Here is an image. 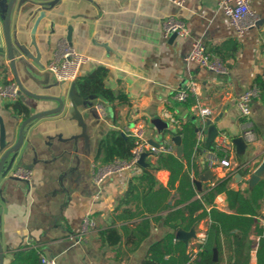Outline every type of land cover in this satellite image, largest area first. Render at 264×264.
<instances>
[{
	"label": "crops",
	"instance_id": "crops-1",
	"mask_svg": "<svg viewBox=\"0 0 264 264\" xmlns=\"http://www.w3.org/2000/svg\"><path fill=\"white\" fill-rule=\"evenodd\" d=\"M9 1L0 0V90L9 82H16L4 38ZM218 1L15 0L10 35L16 72L25 90L46 98L21 94L17 100L27 107L26 115L12 110L11 105L17 100L0 96V117L7 134V146L0 148V162L5 150L17 142L20 126L28 116L57 108L56 98L63 101V107L30 122L24 129L20 148L7 158L1 169L3 264H11L17 253L31 249L54 258L57 264L142 263L148 249L171 229L165 224L166 212L149 215V235L131 251L122 226L134 229L143 218L125 219V210L130 207L134 211L143 203L142 199H135L130 204L124 197L131 186L136 185L141 191L146 185L147 182L139 184L138 179L144 168L157 163V155L148 154L143 164L109 176L102 185L93 176L96 168L104 165L99 158L102 140L112 130L129 137V129L139 119L145 122L149 140L172 145L175 151L171 154L192 170L199 192L197 198L228 176H231L228 185L242 191H251L264 178V103L260 97L251 103L257 140L250 145L242 135L237 109L239 96L256 84L257 77L264 78V0H251V7L261 19L257 27L243 34H238L229 18L217 9ZM169 16L186 23L190 31L188 38L165 34L163 20ZM62 37L87 57L79 76L106 68V85L119 94V99L109 102L99 95L83 97L73 83L54 79L47 65ZM196 39L202 40L210 53L222 57L224 73L186 61ZM190 79L197 82L196 91L185 102H178L175 92ZM198 101L221 115L212 122L219 133L227 134L232 140V168L212 170L206 165L205 152L213 142L210 147L205 146L209 126L206 120L192 113ZM169 115L178 122L167 128ZM185 123L189 130L180 134L178 147L171 132ZM167 134L172 136L171 143L165 137ZM198 135L203 138L200 145H197ZM194 141L200 152L194 153L189 161L187 156ZM19 166L32 171L30 183L13 175ZM195 168L199 171L197 175ZM209 169L212 176H206ZM170 176L166 168L154 171V189L168 188ZM254 176L258 180L253 181ZM177 198V190L172 189L167 204L174 206ZM212 207L226 211V195L218 194L206 205L207 211ZM86 217L94 219L96 227L83 233ZM257 220L264 223V201ZM209 225L210 218L205 217L188 231L179 230L190 234L183 240L191 255L198 253ZM112 227L120 233V243L115 246L102 243L99 236L100 230ZM221 239L222 250L213 249L214 260L226 264L228 251L224 237ZM257 241L254 234L248 238L251 264H257Z\"/></svg>",
	"mask_w": 264,
	"mask_h": 264
},
{
	"label": "trees",
	"instance_id": "trees-1",
	"mask_svg": "<svg viewBox=\"0 0 264 264\" xmlns=\"http://www.w3.org/2000/svg\"><path fill=\"white\" fill-rule=\"evenodd\" d=\"M107 76L108 70L101 67L87 76H79L75 85L83 97L99 95L109 102H114L120 96L106 85ZM255 83L261 89L260 98L264 103V78L257 77ZM11 107L16 113L26 115L29 113L27 107L19 100ZM187 130L189 125L185 123L171 134L172 136L180 135ZM134 144L133 137H125L119 131L112 130L101 142L99 158L103 164L116 159H129ZM199 152L200 149L196 147V141H194L191 152L187 156L188 160H192L194 153ZM157 157V163L144 168L142 176L138 179L139 184L147 182L142 190L138 191V187L133 185L124 197L130 204L135 199H142L143 203L142 207L138 206L134 211L130 207L125 210V219L143 218L134 229H129L126 225L122 226L127 234L126 241L131 245V251L137 249L148 237L149 215L166 212L165 224L171 229L148 249L141 264H219V261L214 260L213 249L222 250V237L228 251L226 264H251V246L247 243L252 234L258 237L255 250L256 262L264 264V223L257 220L261 201H264V178L259 180L251 191H242L234 190L228 185L231 179V176H228L217 181L210 190L197 198L199 192L191 175L192 170L185 168L182 159L171 153H161ZM161 168H166L171 173L169 185L168 188L161 187L155 190L152 183L153 172ZM198 173V169L195 168L194 175ZM172 189L177 190L178 198L175 205L170 207L167 199ZM220 193L226 195L227 210L221 211L212 207L207 211L206 205L212 203ZM178 205L184 206L175 210L171 209ZM186 212L189 213L188 216ZM205 217L210 218L207 235L200 244L198 253L193 256L188 252L185 241L177 239V232L182 228L188 231ZM99 236L104 244L115 246L120 243V233L114 227L100 230ZM39 254L34 249L19 252L11 264H40Z\"/></svg>",
	"mask_w": 264,
	"mask_h": 264
},
{
	"label": "built area",
	"instance_id": "built-area-1",
	"mask_svg": "<svg viewBox=\"0 0 264 264\" xmlns=\"http://www.w3.org/2000/svg\"><path fill=\"white\" fill-rule=\"evenodd\" d=\"M184 0H175L177 3H182ZM217 9L224 13L238 34H243L247 30L253 29L259 25L260 15L251 7V0H219ZM163 30L165 34H176L180 38L186 39L190 36V31L186 23L175 16H169L163 20ZM87 57L77 52L71 42L62 37L58 40L52 58L47 65V70L55 80L59 82L73 83L77 80L80 74L81 65L86 62ZM188 63H196L200 68L210 70L216 73H224L226 71L224 62L218 55L212 54L207 50V47L202 40L196 39L192 42L191 51L186 57ZM197 89V82L190 79L185 87L180 88L174 94V98L178 102H185ZM261 89L254 84L237 100V109L241 118L242 135L248 145L253 144L257 140L256 132L252 121L251 103L254 99L260 97ZM21 95L19 86L15 81L6 84L0 90V96L17 100ZM194 116L204 120L210 119L214 121L218 116V112L200 104L198 101L192 107ZM168 123L165 127H173L177 124V120L173 115H169ZM128 135L135 139V144L132 149V155L129 159H116L108 164L101 165L96 168L93 173L94 180L97 184L102 185L109 176L133 168L139 164L140 159L144 154L156 156L161 153H174L172 145L162 143L159 146L151 144L146 136V125L144 120L135 121L129 129ZM166 139L171 143L172 136L167 134ZM202 139V140H201ZM203 143V138L198 135L197 145ZM232 140L225 133H219L213 140L211 148L205 152V162L208 168L214 170L217 168H232L231 159ZM256 154H253L255 157ZM13 175L27 183L32 179V171L29 168L19 166L14 170ZM96 227V222L90 217H86L82 223V232L87 233L90 229ZM40 264H57L56 260L48 257L43 253L39 254Z\"/></svg>",
	"mask_w": 264,
	"mask_h": 264
},
{
	"label": "water",
	"instance_id": "water-1",
	"mask_svg": "<svg viewBox=\"0 0 264 264\" xmlns=\"http://www.w3.org/2000/svg\"><path fill=\"white\" fill-rule=\"evenodd\" d=\"M14 2H15V0H10L9 4H8L6 16H5V19H4V38H5V42H6V45H7V49H8V53H9V59L11 60V66H12V69H13V72H14V75H15L16 83L19 86L21 94L30 95L33 98L45 99L46 98L45 96L32 94V93H29L27 90H25V88L21 84V81L19 80V77H18L17 72H16L15 56H14V50H13V46H12V42H11V35H10V17H11V12H12V8H13ZM173 36H176V34H173ZM73 86H75V82H73ZM56 99H57V101L59 103V106L57 108H55L53 110H46V111H42V112H38V113L32 114V115L28 116L23 121V123L20 126L19 138H18L17 142L13 146H11L7 150H5V152H4L3 156H2V159H1V162H0V172H1V169H2L5 161L7 160V158L12 153L16 152L20 148V146H21V144L23 142V138H24V129H25V127L30 122H32L35 119H38V118H40L42 116H45V115H48V114H52V113H55V112L61 110V108L63 107V101L61 99H59V98H56ZM220 117H221V115L217 116L215 118V122L218 121ZM206 123L208 124L209 128L206 131L207 138H206V141H205V146L206 147H210V145L212 144L214 138L218 134L219 129L210 119H207ZM6 140H7L6 128H5V125H4V122H3L2 118L0 117V148L1 149H4L7 146V141ZM173 141L179 147L180 143H181V136L180 135L174 136L173 137ZM150 142L154 146H159V144L157 142L153 141V140H150ZM179 152H180V149H179ZM145 157H146V154H144L142 156V158L139 161V164H143L144 163ZM212 174H213L212 171L209 169L207 171V173H206V176H212ZM256 180H258V177L254 176L253 181H256ZM178 235H179L180 239H184V240L187 237L190 236L189 233L184 232V231H179ZM3 261H4V252H3V249H2V247L0 245V264H3Z\"/></svg>",
	"mask_w": 264,
	"mask_h": 264
}]
</instances>
